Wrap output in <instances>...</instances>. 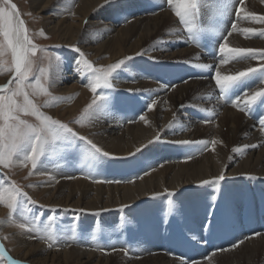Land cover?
<instances>
[{"label":"bare ground","instance_id":"6f19581e","mask_svg":"<svg viewBox=\"0 0 264 264\" xmlns=\"http://www.w3.org/2000/svg\"><path fill=\"white\" fill-rule=\"evenodd\" d=\"M127 1L128 3L125 6L130 4L129 8L125 7L122 15H118L120 13L114 12L107 6L97 11L103 0H31L36 10L38 9V13L64 11L62 14L65 18L61 21L54 22V20H51L56 18V13H52L49 16L46 23L48 29L50 31H58L60 34L58 44L69 45L74 43L82 51H85L96 64H110L125 56H135L136 53L144 48L148 50L147 55L172 62L191 57L197 63H215L213 59L208 58L205 52H201L198 47L180 42L178 18L164 0H148L150 3L147 4V8L140 9L139 7V11H151L152 15L141 13L134 9V6L131 7V4L135 5V0ZM61 5L65 6V8L62 9ZM219 5L222 8L224 7L222 0H220ZM162 6H167V9L163 10ZM244 7L249 12L264 14V2L262 0H245ZM232 8L228 7L227 10ZM112 13L115 15L113 16L114 18L119 17L120 19H116L117 21L110 19ZM85 19L88 21L87 24ZM233 20H235L234 17L223 27L225 29L230 28ZM53 22L54 25H50ZM69 25H72V27L70 28ZM73 26H75L76 30H72ZM237 26L241 29L264 27V25L246 20L237 21ZM88 28L95 31L90 32L87 30ZM100 40H102L101 44L92 45L93 41ZM156 42L158 43L154 46L153 44ZM228 42L231 47L264 48V38L258 36L248 38L241 32L233 33L232 36L228 37ZM148 43L149 47H147ZM197 56L199 57L198 59H196ZM132 61L128 62V70H130L128 72L136 73L133 74L135 76L140 72V68L137 61ZM258 63H261V61L236 62L233 60L221 66V71L234 73L249 66H257ZM124 74H127L126 70ZM124 74L114 81L124 88H160V85L142 73L140 78L138 76L135 77V82L133 80L126 81L123 77L125 76ZM10 79L9 75L4 76L0 79V85H4L6 81L8 83ZM61 79L72 81H64L65 87L63 88L67 97L71 96L72 99L62 105L61 111L58 109L53 111L63 115L68 114V118L72 119L78 115L79 109L83 108V105L87 102L86 99L91 98L92 94L88 88L84 87L86 79L81 81V78L77 77L75 73L66 74ZM204 79H191L187 84L180 81L171 90L141 93V99L139 100L140 102L142 100L144 106L139 105L138 109H143L144 111L146 110V103L153 96H157L155 107L144 113L147 122L136 121L135 116L137 114L131 115L132 113L129 112L126 118L125 116H118L124 111V108L117 107L118 105L115 104L113 106L116 107L115 111L113 108L111 110L115 119L108 114L90 123H76L75 126L79 132L87 133L88 137L104 150L121 156L127 155L128 152H134L141 144L147 143L148 140L154 138L157 134H160L161 138L165 140L222 141V143L215 145L214 150L209 145L207 150L201 151L198 145L193 144L187 148L183 147L179 151H172L174 154L181 152L182 154L185 153V156L191 155L192 158L190 160H176L175 155L171 151L164 149L161 144L151 145L150 150H145L143 155L137 154L136 156V158L149 156L148 163L150 165L143 168L141 166L143 161L134 162L133 160L128 162V164L123 162L115 163L106 166L100 175L93 177V179H97V177H113L122 181L115 184L89 182L80 177L70 179L69 177H73L78 172L77 168L72 165H68V168H58L55 172L44 170L47 169L44 168L43 171L50 173L54 179L39 175L29 176L28 180L36 183L37 181L40 182L37 184L38 186L31 189V194L36 196L38 193H42L46 196V199L41 201L47 204L96 211L101 208H117L125 204L132 205L153 193H162L165 192V189L168 191L180 190L186 186L200 183L203 180H212L213 177L223 172L226 179L219 185V189L222 188V203L213 195L212 191L214 188L207 189L205 193H200L199 197L195 199L192 197L195 193L191 192L184 193L182 197L177 198L179 221L182 224L181 231L184 230L186 236H191V238L193 235L198 236L199 233L195 234L194 232L196 223L198 222L201 228L200 222L205 218L203 217L205 216L204 213L208 214L209 211L210 214L207 217L210 218L221 210L235 227V231L233 233L229 230L214 231L215 237L231 234L232 237H236V240H239L246 236H251L254 228L258 229L255 219L256 209H251L249 217L251 220L249 231L251 232L249 234L244 233L241 235L239 225L242 220L248 217L247 214H242L245 199L253 202L255 207L257 193L261 192L264 199V132L260 130V126L257 123L260 115L254 116L252 114L246 117L237 108L226 106L221 108L223 110L218 113L217 121L207 125L200 124L197 121L199 117H193L195 112L191 113L192 116L190 114L186 116L183 113L186 110L180 108L181 104H205L207 110L217 109L221 106V101L215 94L214 81L212 79ZM77 93L78 95H76ZM131 117L134 122H125L130 120ZM170 122H174L172 127H166ZM247 144H259L261 146L255 149L243 150L242 146ZM238 147L242 148V150L239 152L234 151ZM153 149L159 150L160 154L157 153L156 157H154L153 153L150 154ZM161 153H164L167 158L166 163L162 164V167L160 166L161 164L158 165L159 161L163 159H160ZM132 165L136 166L137 174L134 171H130L131 173L125 177L126 171ZM152 167L154 170L150 171L148 175H144L142 179H132L139 175L141 171L152 169ZM24 172H28V169H23L22 173ZM130 180L132 182H128ZM202 196L206 197L200 198ZM202 205H204V209ZM158 206L157 209L159 208ZM200 208L202 209L199 210ZM197 210H199L198 215H193L194 213L196 214ZM5 213L6 209L0 205L2 223V228L0 229L10 247L9 249H11L7 250L13 258L28 261L29 264H112V261L115 260L118 261L117 264H182V261L178 258H171L168 254L163 253L147 255L144 261L128 259L129 257L122 252L124 249L123 241L117 242L119 240L118 235H115L114 227L112 228L113 225L118 226V223L117 225L112 224L108 217L103 222V229L108 240H105V244L102 247H97V244L101 245V241L97 239L95 242L91 240L87 242L77 241L66 246L63 245V242L60 247L51 249L47 247L45 242L31 239L29 238L30 234H25L21 230L11 227L5 217ZM201 214L202 217L200 218ZM155 215H153V220ZM92 222L87 221L88 228L94 224ZM88 228H84L83 231L88 232ZM88 234L91 233L89 232ZM251 237V239L246 240L233 250L212 254L210 259L213 261L212 264H264V234L259 237L254 235ZM103 247L109 249L114 247L117 251L105 253L101 250Z\"/></svg>","mask_w":264,"mask_h":264},{"label":"snow or ice","instance_id":"6c2138e0","mask_svg":"<svg viewBox=\"0 0 264 264\" xmlns=\"http://www.w3.org/2000/svg\"><path fill=\"white\" fill-rule=\"evenodd\" d=\"M164 2L172 9L174 15L178 18L180 28L178 34L181 36L182 43L194 44L196 47L204 48V40H211L212 37L207 36L206 29L199 23L201 7L203 0H164ZM264 2V0H262ZM224 9L229 6L235 9V20L231 22L230 28L225 29L221 24L214 30V38L218 41L214 48L213 56L215 63H192L191 61H176V63H185L200 71L203 75L200 77H189L182 82L187 84L189 80L194 78H208L209 76L214 81L215 88L219 92V99L224 103H230L240 112L247 114H255L257 111L262 113L257 123L260 130L264 132V48H240L231 47L228 42V37L235 32H241L245 37L251 38L258 36L264 38V27L260 28H239L237 21L246 20L260 25H264V14L249 12L244 7L245 0H237L236 5H231L230 0H222ZM110 7L116 13L125 11L123 0H103L100 8ZM162 10V9H161ZM224 13L222 12L221 15ZM243 14V15H242ZM125 22H127L125 20ZM87 24L88 21L86 20ZM226 32V34H225ZM41 36H46L43 29L39 33ZM53 46H44L34 42L32 34L22 18L19 8L13 0H0V57L5 55L11 56V62H6V69L12 73V79L7 84L0 85V204L5 205L11 216L20 214L25 220L19 224V228L26 230L35 235L30 236L31 239H46L50 241L47 244L51 248L56 243L60 236L51 227V222L55 219L54 216L48 215L46 222L41 226V215L33 214L29 218L28 214L32 213L29 205H37L28 192L24 191L15 181L11 180L4 169L13 167H22L28 169V175L47 176L54 179L50 173L41 171L48 163L50 157L60 155L65 160L69 155H75L79 161V166L83 172L87 167V177L93 178L100 175L103 171L105 163L115 161L132 162L137 154L143 155L145 150H150L151 145L159 144H174L177 146L198 145L201 151L207 150L211 145L213 150L217 143H222L219 140H165L160 134L141 144L134 152H128L127 155H116L112 152L104 150L101 146L95 143L92 139L82 135L69 123L55 119L42 111L44 107L54 106L56 102L61 100H70L71 96L58 97L54 96L49 88L50 83H45L46 80L44 70L41 69L40 75H36L34 68L38 59L37 53H42L44 58L51 62V56L48 54V48ZM55 47H64L57 45ZM77 56L73 60V72L81 79H86L84 87L88 88L92 93L90 102L85 106L82 115L73 121V123L82 124L83 122H92L99 119L101 116L111 113L114 103H119V99L114 96L119 91H125L130 96H136L141 93H149L160 90H171L175 85L161 84L158 89H118L114 81L119 79L120 73L129 68L128 62L133 60V56H125L122 59L116 60L114 63L107 65L96 64L88 59L86 54L77 45H68ZM145 50L136 53V56H142ZM199 57L197 56L196 59ZM62 57L57 55L56 61H62ZM153 62L160 63L156 57H149ZM248 61L259 60L257 66H249L241 71L228 73L221 71V66L228 64L230 61ZM34 78V79H33ZM258 79V85L255 88L245 87L249 80ZM135 82V77H132ZM12 85V87H9ZM47 96L48 100L44 104H37L34 96ZM78 95V93L76 94ZM156 105V100L152 99L147 103V110H152ZM184 104L180 105L183 109ZM201 111H205L201 109ZM213 117L218 113L213 112ZM35 117V121H30L24 117ZM138 119L147 122L146 116L140 114ZM127 123L134 122L126 120ZM204 123L210 121L205 119ZM174 122H170L166 127H172ZM247 135V134H245ZM259 144L243 145V150L255 149L260 147ZM242 148H235L234 151H241ZM188 155L185 159H191ZM163 166L162 164L160 165ZM154 169L149 168L142 175H137L132 179H141L143 175H148ZM75 179V177H69ZM255 178V177H253ZM226 179V176L219 174L212 180L201 181V186L208 184H219ZM97 183H121L120 180H96ZM128 182H132L131 180ZM31 186V185H30ZM169 196H174V192H169L165 189ZM161 193H154L153 198L159 197ZM40 208L47 206L40 205ZM131 205H121L120 211L130 208ZM81 213L85 210L80 209ZM109 209H98L93 215L100 216ZM125 223L124 218H121L120 225ZM130 223V221H129ZM213 227L211 221L204 226L203 230H208ZM70 235L63 237L64 243L69 245L72 242L89 240L95 242L97 240L96 232L91 234L79 229L78 223L74 220L70 229ZM256 237L262 234L256 232L253 234ZM251 236H246L243 239L230 244L228 247L217 248L215 252H225L237 248L243 244L245 240L251 239ZM196 239V237H193ZM97 247L102 245L97 244ZM107 251V249H104ZM112 252L117 251L116 248L111 249ZM127 254L128 249L124 250ZM213 253V254H214ZM172 255V253H169ZM182 264H198L196 260H184L180 258ZM207 259V257H206ZM0 264H29L28 261L15 259L9 254L3 243H0Z\"/></svg>","mask_w":264,"mask_h":264},{"label":"rangeland","instance_id":"374dc122","mask_svg":"<svg viewBox=\"0 0 264 264\" xmlns=\"http://www.w3.org/2000/svg\"><path fill=\"white\" fill-rule=\"evenodd\" d=\"M131 1H134V0H131ZM135 1H136L135 5L131 4V7L134 6V9H137L138 11L141 8L142 9L143 8L144 9L147 8V4L150 3V1H148V0H139L138 3H137L138 0H135ZM141 1L144 2V3H142ZM218 1H220V0H203V4H202V7H201V13H200V18L204 19L205 21H210V22H206V23L202 21L200 24L205 27L206 33L209 34L207 36L212 37V38H214V31L213 30L217 29L218 25L224 24L226 22V19L229 18L231 15L233 16V14L235 12V10H233V11H225V9L222 10V8H220V6H219V9H218V4H219ZM13 2L16 3L18 8L20 9L21 16L25 20L26 25L29 28L30 33L32 34V38H33L34 42L37 43V44H40V45H44V46H53V47H49L48 48V54L52 58L51 62L48 59L44 58L42 53H37L38 59L36 61V66L34 68V71L36 72V75H40L41 74L40 70L43 69L44 70V75L46 77V80L43 81V82L51 84V86L49 88L50 92L54 96L67 97V94L63 91V88L65 87L64 81H67L68 79L64 80L65 79L64 78L62 80L61 78H62V76L66 75V74L69 75L70 73L71 74L74 73L73 70H72V67H73L72 66L73 65L72 60H74V58L77 56V54L70 47H67L68 44H63V43L62 44H58L60 34L58 33V31L57 32L50 31L48 29V26L46 25L47 20H48L49 16L52 15V13H56L57 14L55 19H51V20H54V22L61 21L63 18H65L64 15L62 14V13H64V11L61 10V11H54V12H45V13L44 12L43 13L39 12L38 13L37 12L38 9L36 10L35 6L31 2V0H13ZM123 2H124L125 5H126V3H128L127 0H123ZM230 3H232L231 5H233V3L235 5V3H237V1L236 0H232V2H231V0H230ZM213 4L214 5L217 4V5L214 6ZM136 5H138V6H136ZM129 6H130V4H129ZM129 6L127 5L126 7L129 8ZM139 7H140V9H139ZM47 8H49V6H47ZM61 8L63 9V8H65V6L61 5ZM162 9L163 10L167 9V6H162ZM219 10H221V11H219ZM222 11L224 13L223 15H221ZM139 12L146 13L145 10L144 11H139ZM151 13H152L151 11H148L146 14L152 15ZM118 15H122V13H120ZM228 15H230V16H228ZM113 16H115V15L112 13L110 15V19L115 20V21L120 19L119 17H115L114 18ZM137 16H140V15H137ZM104 17L106 18L105 14H104ZM85 21H86V19H85ZM54 22L51 23L50 25H54ZM209 25H211L212 27H209ZM69 26H70V28L72 27V25H69ZM207 27H209V29H207ZM213 28H215V29H213ZM41 29L44 30V32L46 33V36H41L39 34ZM72 30H76L75 26H73ZM87 30L90 31V32L95 31V30H92V29H89V28ZM101 41L102 40L93 41L92 45L93 46H97V45L101 44ZM157 43L158 42H156L153 45L156 46ZM57 45H63L64 47H55ZM69 45H75V44L72 43V44H69ZM147 47H149V43H148ZM172 47H174V46H172ZM174 48H176V47H174ZM143 50H145V54L142 55V56H136V55L134 56L133 55V57H134L133 61H137L138 62L139 68H140V72L143 75L149 77L150 79H152L158 85L165 84L164 81L167 80L166 84H168L170 87H171V85H175V87L177 86V84L179 83L177 80H173V81H171V83L168 82V79L172 75V70H173V74L174 75H178L181 72H185V73L192 72L193 74H202L197 69H195L193 67H190L188 64H185V63H176V61L172 62V61L167 60V59H158L157 57L156 58H157L158 61H160V63H155L151 59H149V57H153V56L147 55L148 54V50L145 49V48ZM83 52L85 53V51H83ZM85 54H86L88 59L92 60L87 55V53H85ZM57 55H59V56H61L63 58L62 61L58 62V61L55 60V57ZM185 60L191 61L192 63H197L196 60L191 59V57H188L187 59H183L181 61H185ZM92 61L94 63H96L94 60H92ZM234 61L243 62V61H237V60H234ZM6 62L7 63L11 62V56L10 55H5L3 57H0V79L3 78L6 75H9L11 77V79H12V73L8 72L7 69H6ZM103 65H107V64L103 63ZM128 71H130V70H128V69L126 70L127 74H124L125 71L120 73V75H123V74L125 75L123 77H124V79L126 81L127 80H132V77L134 76L133 74H136L134 72H128ZM139 73H138V75H135L134 77L138 76V78H140L141 73L140 74ZM194 79L195 80L196 79L203 80L204 78H194ZM207 79H211V77L209 76ZM82 80L83 79H81V81ZM204 80H206V79H204ZM70 81H67V82H70ZM176 82H178V83H176ZM181 83H183V82L181 81ZM4 84H7V81ZM114 84L116 85V87L118 89H121V90L127 89V88H124V87L120 86V84H116L115 82H114ZM257 85H256V87H257ZM9 87H12V85H9ZM134 89H136V88H134ZM171 89H173V88H171ZM114 96L119 99V101H120L119 103L120 104L119 103H114L113 106H115V104H117L118 105L117 107H122V108H123V106L127 107L126 104L130 103L131 101L137 100V102H138V100L141 99L140 98V94H138L136 96H130L125 91H119V92L115 93ZM33 98L35 99L37 104H44V102L49 99V97L44 96V95L34 96ZM152 99H155L157 101V96L156 97L153 96L150 99V101ZM90 100H91V98H87L86 99V101H87L86 104L83 105V108L81 110L79 109L78 115L76 117L72 118V119L68 118V114H64L63 115L61 113H54L56 111H53L54 109H58V110L61 111L60 108L68 100H61L59 102H56L54 104V106L44 107V108H42V111L46 112L48 115L52 116L55 119H59L62 122L69 123L70 126H72L74 129H76L79 132V130L75 126L76 123H73V121L76 120L77 118H79L82 115L85 106L90 102ZM150 101H148V102H150ZM219 101H221V100H219ZM139 102H140V100H139ZM139 102L137 103V105L139 104ZM147 103H146V105H147ZM146 105H145V107H146ZM203 105L202 104L185 105V107L183 109L186 110V112H183V113L186 116H187V114H190V116H192L191 113L195 112V116H193V117L194 118H198L199 117V119L197 121L200 122V124L207 125V124L216 122L217 119H218L219 115H216L215 117H213V115H212L213 112H215V113H219L220 111L222 112L223 109L221 110V108L222 107H226V106L223 105L222 101H221V106L219 108H217V109L207 110L206 105L205 104H203ZM143 106H144V104H143ZM115 108L116 107H113L114 111H115ZM201 109H204L205 111H201ZM126 111H127V108H125V112ZM146 111H147V107H146L145 111L143 109H138V112H135L134 114H137L136 116H138V115H140L141 112H142V114H144ZM242 113L245 114V112H242ZM245 116L247 117L248 115L245 114ZM110 117L115 119V117H113V112L110 113ZM24 118L28 119L30 121H33V122L35 121V117L26 116ZM205 119L209 120L210 122L209 123H204L203 121ZM136 121H139V120L136 119ZM122 123L124 124V122H122ZM81 134L88 137L87 133H81ZM200 135H202V134L200 133ZM88 138L91 139L90 137H88ZM190 141H192V140H190ZM161 146H162V144H161ZM162 147L165 148L166 150H169V151H171V150L172 151H175V150L179 151L181 148H183V147L187 148L189 146H179L178 149L174 148V147H177V145L171 146L170 147L171 149L170 148H166L168 146H166V147L162 146ZM172 151H171V153L174 154ZM151 153H153V156L156 157L157 153L160 154V151L157 150V149H153L152 151H150V154ZM184 154L185 153L182 154L181 152H179V154H174V155L176 157V160H183L186 157ZM75 159H77L75 155H69L66 160L64 158H62L60 155L50 157L49 163L45 167L47 169H44V170L54 171L55 172L58 168H68V165H72L73 167L77 168L76 170H78V172L75 173L73 175V177L84 178V179H86L89 182L90 181L91 182H96V180H116L113 177H108V178H105V177H99L98 178L97 177V179L88 178L87 177V167H85L83 172H82L81 167L79 166V161L78 160L74 161ZM149 159H150L149 156L148 157L139 156L137 158L134 157L133 161L134 162L135 161H137V162H142L143 161L141 166L144 168L145 166L150 165L148 163ZM160 159H162V160L159 161L160 163L158 165L164 164V163H166L165 161H167V158L164 156V153H161ZM121 162H123L125 164H128V162H125V161H115V162H111L110 164L109 163H105V165L103 166V169L106 166H108V165H112V164H115V163H121ZM153 167H156V166H153ZM153 167H152V169H154ZM23 169H25V168L17 166V167H13V168H10V169H4V172L7 173L8 177L11 180L15 181L20 187L23 188L24 191L28 192V194L34 200H36L38 202L37 205H29V207L32 209V213L28 214L29 218H31V216L33 214H42L41 215V226H43V223L46 222V217L48 215L54 216L55 219L51 222V227L57 233V235L61 237V239H59L56 243H54L53 246L51 247V249H53L55 247H60V245L64 242L63 241V237H66V236L71 234L70 233V229H71V226H72L74 220L78 223V226H79L80 230H83L84 228H88L87 221H89V222L93 221L94 224L91 225V227L88 228V230H87L88 232H86V233H89V232L92 233L93 231H95L97 239H99V241H101V245H103V244H105V240H108V238L105 235L106 233L104 232V229H103V224H104L103 222H104V219L106 217L109 218V220L111 221L112 224H116V225H117V223H119L121 221V218L123 217L124 221H125V223L123 225L124 226H128L127 228L129 229V231H131V233H133L134 229L137 231V228L135 226V224H136L135 221H137L136 219H139V221L141 219H144L145 220L144 224L146 223L147 227H151V224L154 221L153 220V215H155L157 213L165 212V215L168 218V220L171 219L170 223L172 221L177 228H180L179 229L180 232L182 233V235H184L185 231L184 230L181 231L182 224L179 221L180 215H179V210L177 208V202H176L177 198H180V196L182 197V195H184V193L191 192V193H195V195L192 196L195 199V198L199 197L198 195L200 193H205L207 191V189L214 188V190L212 191L213 195L215 196V198L220 203H222V200H221L222 188L219 189L220 183L219 184H208V185H203V186H201V183H196V184H192V185L186 186L185 188L180 189V190H171V191H169V192H174L175 193L174 196H169L166 192H162V193L161 192H156V193H161L162 195H160L159 197L153 198V194H154L153 193V194L149 195L148 197L142 199L141 201L132 204L130 208L124 209L123 212H121L119 210L120 209V206H119L117 208L116 207L115 208H107V209H109V211H106V212L102 213L100 216H96V215H93V213L95 211H92V210H85L83 213H81L79 211L80 209H78V208L64 207V206H61V205H54V204H47V203L41 201V200L46 199V196H44L42 193H38L36 196H34L30 192L31 189L36 187V186H38L37 184H39L40 182L37 181V183H36V182H32L31 180H28V178H29L28 172L22 173ZM25 170H27V169H25ZM41 170L43 171V169H41ZM147 170H144V171H147ZM130 171H134L135 174H137L136 173V166L132 165L131 167H129L128 170L125 173V177H127L131 173ZM144 171H141V173H139V175H142ZM32 176H34V175H32ZM41 177H43V176H41ZM138 180H140V179H138ZM101 183H103V182H101ZM103 184H115V183H103ZM196 193H198V194H196ZM205 197L206 196H202L200 198H205ZM183 198H186V197H183ZM0 205L3 206L6 209L5 217L7 218L8 223H9V225L11 227L17 228V229L21 230L22 232H24L25 234L28 233L31 236L35 235L33 233H29L26 230H23V229L19 228V224L25 222L24 218L22 216H20L19 213H17L15 216H11L10 212H9V209L3 204H0ZM40 205H44V206H47V207L40 208L39 207ZM157 206L159 207L158 209H157ZM195 206H196V204H195ZM204 212H206V211H204ZM151 214H153L152 217H151ZM208 214H210L209 211H208ZM208 214L204 213L205 216H203V217H205L207 219ZM160 215L161 214L156 215L154 217L155 223H157V224L163 223V221L166 220L165 217H163L162 215L160 216ZM158 216H159L160 220L157 219ZM210 219H212L211 223H213L215 221H218L217 226L219 225V223L222 222V223L227 224L230 227L232 233L235 231V227L231 224V222L228 219V217L221 210L218 211L215 215L211 216ZM129 221H130V223H129ZM205 223H206V221L205 222H203V221L200 222L201 226H203V224L205 226ZM1 224L2 223H1V218H0V228H2ZM179 224H181V225H179ZM118 226L120 227V224H118ZM118 226H114L113 225L112 228L114 227L113 229L115 230V235L116 236L118 235L117 237L119 238V240H117V242L123 241L122 243L124 244V246H123L124 249H123L122 252L127 257H129L128 259H130V260L136 259L138 261H144L145 260L144 258H146L147 255H159V254H162V253L163 254H168V256H170L171 258H178L177 256L176 257L173 256V253L168 251V250H165L164 252H162V250H157L156 251L154 249V246L152 244L148 243L149 236L141 238L144 235V229L142 231H140L139 235L137 233H134V235L136 237H134V241H133L132 235L131 234L122 235V231L120 230V228ZM133 226H135V228H133ZM217 226L215 227L216 229L218 228ZM127 228H125V230H127ZM152 228H154V227H152ZM177 228L173 230L170 227V228H168L169 229L168 232H173V234H175V232L177 233ZM153 231H155V229H153ZM160 231L162 232V230H160ZM150 232H152V230H150L149 233ZM215 232H218V231H215ZM2 234H3V232L0 229V236H1L0 238L2 239V241L4 240L3 243L6 246V248L8 250H11V249H9L10 247L7 244V241H6L5 237H4V235H2ZM149 235H150L151 239L156 238V234L155 233H151ZM175 235H179V234H175ZM102 237H104V238H102ZM172 237H174V235L166 236L165 238L164 237H157L156 241L159 242V243L160 242L163 243L167 239H169V238L171 239ZM193 237H196L195 240L197 241L198 239L199 240L202 239L203 236H202V233H201L198 236H194L193 235ZM193 237L192 238L191 237L190 238H186L185 237V238L187 240L189 239V242L192 244V246L195 247V246L198 245L199 242L195 243V240L193 239ZM190 239H193L194 241H192ZM36 240L45 242L46 245L48 243H50V241H47L46 239H36ZM72 243H74V242H72ZM63 245L66 246V245H68V243H65V244L63 243ZM104 249H107V251H105ZM111 249H109L107 247H103L101 250H103L105 253H111ZM125 249H128L127 254L124 251ZM169 253H172V255H170ZM213 253H214L213 251L204 252V253L202 251H199V253H197V254L198 255H202V256L201 257H197L198 255H196L194 258L197 257L196 261L198 263L204 262L205 264H212L213 261L210 260V259L212 257L211 255ZM215 253H219V252H215ZM215 253H214V255H215ZM181 257H179L178 259L181 260L180 259ZM206 257H207V259H206ZM183 259L187 260V261L191 260V259H189L187 257H184V256H183ZM117 263H118V261H116V260L112 261V264H117Z\"/></svg>","mask_w":264,"mask_h":264}]
</instances>
